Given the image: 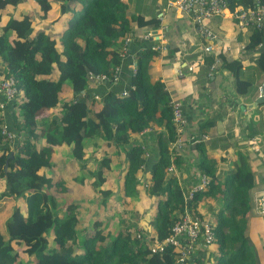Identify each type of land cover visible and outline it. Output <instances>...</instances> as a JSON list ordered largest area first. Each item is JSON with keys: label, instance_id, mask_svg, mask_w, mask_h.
<instances>
[{"label": "trees", "instance_id": "16d2710c", "mask_svg": "<svg viewBox=\"0 0 264 264\" xmlns=\"http://www.w3.org/2000/svg\"><path fill=\"white\" fill-rule=\"evenodd\" d=\"M25 1L0 0V25L10 14L8 23L0 27L4 67L0 81L14 78L23 93L22 123L15 119L13 125L25 131L15 148L5 144L0 151V176L6 182L0 197V264H175L178 253L174 248L153 252L152 247L170 237L174 225L190 209L205 219L201 208L208 202L215 205L216 241L207 260L194 258L187 264H259L249 243L254 184L245 161L237 163L221 183L213 163L202 158L199 167L211 185L195 192L191 202L189 191L169 171L178 163L177 101L151 67L157 53L140 37L142 31L159 30L160 20L130 13L123 0H34L35 12L22 14ZM254 1L232 0L230 8L252 7ZM258 2L264 6V0ZM68 14L73 17L67 28L56 33L54 27L66 24ZM40 25L43 29L37 30ZM127 38L129 54L136 55L137 73L128 71L130 83L124 92L96 89L123 80L122 76L117 83H99L89 77L112 78L115 68L128 58L120 55ZM247 38L248 50H259L257 67L264 75V47L258 48L264 45V30L249 29ZM175 51L168 45L165 60L172 63ZM220 61L233 72L236 90L243 95L252 82L242 77V65L225 56ZM66 82L75 97L60 108ZM90 86H95L93 97L86 96ZM43 110L54 111L41 117ZM151 128L157 130L158 157L146 182L142 173L150 160L138 138ZM3 139L0 130V141ZM41 141L45 145L38 149ZM61 146L69 148L72 160L79 163L84 177L75 181L97 195L96 207L111 211L115 199H122L123 205L125 199H132L148 204L147 212H141L142 217L126 215L127 219H88L91 229L81 228V204L71 200L60 204L53 190L66 192L64 182L41 174L55 166V147ZM11 152L14 156L9 159ZM114 171L117 178L110 181ZM116 183L121 184L118 192L111 188ZM8 198L15 203L11 211L6 208ZM1 218L7 219L2 223ZM114 223H120L117 229L112 228Z\"/></svg>", "mask_w": 264, "mask_h": 264}, {"label": "crops", "instance_id": "0c3cea01", "mask_svg": "<svg viewBox=\"0 0 264 264\" xmlns=\"http://www.w3.org/2000/svg\"><path fill=\"white\" fill-rule=\"evenodd\" d=\"M31 1L35 12L37 4L34 0ZM123 1L127 4L130 13L142 15L146 19L158 18L162 24V27L155 32L152 29L142 31L140 37L151 33L154 38H166L169 47L176 50L172 63L165 60L166 55H157L151 65L162 77L173 101L182 103L184 111L185 126L180 134L183 145L176 152L178 163L172 166L171 174L187 192L204 176L199 167L202 158H208L213 163L217 171V179L221 183L226 180L237 163L245 161V167L253 174V199L262 196L264 193V103H257V100L262 95L264 75L257 67L259 50L247 48L249 29L241 30L229 17L212 19L207 25L208 29L217 36V43L214 45L213 53H206L204 49L208 44L207 38L200 33L192 19L168 9V2L172 0ZM9 17L10 14L3 17L1 22L3 26L8 23ZM72 17L73 15L68 14L67 23L59 26V32L67 28L68 19L71 20ZM222 56L239 62L242 65V77L252 82L247 91L243 90V95L236 90L233 72L227 67H222L221 61L217 63ZM135 57L136 55L129 54L128 60L122 62V68L125 69L122 81L117 85H106L96 89L124 92L130 83L128 71H132L135 65ZM211 60L213 63L210 62ZM3 68L0 60V71ZM93 89L95 86L88 87L86 96L89 94L93 97ZM74 97L71 84L66 82L60 95V108ZM0 101L4 103L2 110L4 124L18 135L17 140L13 142H9L4 137L3 142L0 141V151H2L5 144L15 148L23 139L25 131L20 132L13 124L15 119L22 123L20 105L24 101V96L21 92L12 102H6L1 97ZM58 110L55 109V112ZM53 111L43 110L40 115L46 117ZM156 133L155 129H147L138 138V143L142 145L150 160L142 173V179H146V182L149 171L158 157ZM43 145L45 141L39 143L38 149ZM64 147H55L53 155L55 166L48 169L49 177L54 175V171H58L57 167L60 165L58 161L61 158L58 154ZM65 149L68 150V159L72 160L69 148L65 147ZM124 162H126L125 158L122 159V164ZM122 169H125V165ZM55 175L57 176V173ZM1 185H4L6 190V182L0 176V187ZM120 185L118 184V190ZM82 187L88 188L86 185ZM81 202L76 203L82 204ZM154 203L155 200H152V207L155 206ZM205 208L214 212L215 205L204 203L201 212H204ZM249 241L257 253L259 264H264V215H260L254 206L250 218ZM210 253L211 246L199 245L192 259L207 260Z\"/></svg>", "mask_w": 264, "mask_h": 264}, {"label": "built area", "instance_id": "2783aa9c", "mask_svg": "<svg viewBox=\"0 0 264 264\" xmlns=\"http://www.w3.org/2000/svg\"><path fill=\"white\" fill-rule=\"evenodd\" d=\"M232 0H172L168 2V9L181 13L184 16L193 20L198 27L200 33H202L208 40V44L205 46L206 53H213L214 45L217 43V36L208 29V23L217 17L226 18L229 17L241 30L257 29L264 30V6L261 5L258 0L254 1V6L244 7L239 5L235 9L231 10L230 4ZM143 40L151 43L150 50L156 52L158 56H164L167 52V39L166 38H154L151 33H146L142 36ZM130 44L129 38L125 40L124 48L121 51V57L126 58L129 56V50L127 47ZM261 44L258 48H263ZM146 50V48H142ZM258 50V49H256ZM220 60H217L219 63ZM124 69L122 65L115 68L112 78L107 76H94L90 75V81L95 80L101 82L117 83L123 76ZM137 73L136 66L132 68V74ZM21 93V90L17 86V82L14 78L2 79L0 81V97L6 102H12ZM124 94V93H123ZM98 99V97H96ZM4 109V103L0 101V130L3 137L6 140L13 142L17 140V136L9 127L4 124L2 110ZM174 122L178 134L180 135L183 130L184 115L182 109V103L174 102ZM183 143L179 139L176 144V150L182 148ZM173 171V167L169 169ZM211 185L210 178L202 176L200 182L193 186L188 192V200L191 202L195 196V192H201L207 190ZM254 208L260 215H264V193L262 196L257 197L254 200ZM216 241L214 224L206 219L200 218L195 214L193 209L187 211L183 217L172 228V234L164 242L158 243L152 247L153 252H164L167 247L174 248L178 253V259L175 264H187L188 260L192 259L194 252L199 245H205L210 247Z\"/></svg>", "mask_w": 264, "mask_h": 264}, {"label": "rangeland", "instance_id": "374dc122", "mask_svg": "<svg viewBox=\"0 0 264 264\" xmlns=\"http://www.w3.org/2000/svg\"><path fill=\"white\" fill-rule=\"evenodd\" d=\"M32 1L31 0H26L21 7V11L22 14H31L32 11L34 10L32 8ZM31 12V13H29ZM52 19V18H51ZM59 26L61 25H57L54 27V31L55 32H59L60 28ZM0 27H3L2 23L0 25ZM44 27V25H40L37 27V30H42ZM66 28V27H65ZM13 131V130H12ZM14 132V131H13ZM14 134L18 137L17 133L14 132ZM67 148V147H66ZM68 150L65 149V147L60 151V153L58 154L59 157H61L58 161V163H60L59 167H57L58 171L55 172L54 171V175L55 177H57V179H61L66 187V192L65 191H58V189H54L53 191L55 192V196L58 198V201L60 204H65V202L67 200H74V203L76 202H81L82 204L80 205V219H81V223L80 226L81 228H86V230H90L91 229V224L90 222H88V219H94V218H102L104 219L105 217H114L115 218H126V215L128 217V215H134L137 213V215H140V217L143 216V214L141 212L145 211L147 212L149 205H145L146 203L144 202L142 205L139 204V202H134L132 199L130 200H126L125 202H127L125 205L122 204V199H120L119 201H117V199H115V206L114 208L111 209V211H103L102 207H96L95 204H93V201H96L95 198L97 197L94 196L95 193L90 189V188H85L82 187L78 182L75 181V178H83V170L79 167V165L77 166V164H79L78 162H75L73 160H69L68 159ZM50 170V169H49ZM48 170H45L44 173L47 174ZM57 173V176L55 175ZM117 173L116 171H114V173L112 172L110 174V181H113L115 178H117ZM59 177V178H58ZM114 191L118 190V184L116 183V185H114L113 187H111ZM5 188L4 185H1L0 187V196L2 195V193L4 192ZM61 190V189H60ZM94 194V195H93ZM89 195H91V197H89ZM94 196V197H92ZM86 198V200H85ZM90 199H92V202L90 201ZM85 200V201H84ZM207 205H214L212 203H207ZM15 206V203L12 202L9 198L6 199V208L7 211H11L13 209V207ZM151 207V206H150ZM145 213V212H144ZM203 214L205 213V219H207V221L209 222H213V217H214V212L206 209L204 210V212H202ZM213 213V214H212ZM129 218V217H128ZM7 218H1L2 223H4L6 221ZM113 225V223H111ZM120 223H114V229H117L118 225ZM250 245L252 246V243L249 242Z\"/></svg>", "mask_w": 264, "mask_h": 264}, {"label": "water", "instance_id": "95a60500", "mask_svg": "<svg viewBox=\"0 0 264 264\" xmlns=\"http://www.w3.org/2000/svg\"><path fill=\"white\" fill-rule=\"evenodd\" d=\"M257 103H264V85H263V87H262V95H261L260 98L257 100ZM13 156H14V153L11 152V153L9 154V159H10V158H13ZM5 168L7 169L8 166L6 165Z\"/></svg>", "mask_w": 264, "mask_h": 264}]
</instances>
